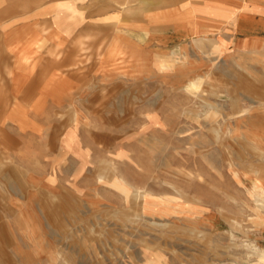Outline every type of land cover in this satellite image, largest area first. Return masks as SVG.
Returning <instances> with one entry per match:
<instances>
[{"label": "rangeland", "instance_id": "1", "mask_svg": "<svg viewBox=\"0 0 264 264\" xmlns=\"http://www.w3.org/2000/svg\"><path fill=\"white\" fill-rule=\"evenodd\" d=\"M180 1L30 0L23 84L0 25V264H264V56L152 43Z\"/></svg>", "mask_w": 264, "mask_h": 264}, {"label": "crops", "instance_id": "2", "mask_svg": "<svg viewBox=\"0 0 264 264\" xmlns=\"http://www.w3.org/2000/svg\"><path fill=\"white\" fill-rule=\"evenodd\" d=\"M29 3L30 0H0V25L15 26L21 35L17 40H9L6 47L12 49L7 55L12 59L7 67L8 72L19 75L22 84L32 64L28 44L30 34L28 38L25 30L31 25H43L40 18L46 17L41 7L22 12L21 8L27 7ZM169 4L150 15L152 21L158 18L168 22L162 25L167 27L166 30H152V43L164 47L202 39L211 49L204 56H264V0H183ZM80 13L74 3H65L59 15L60 19L69 21L77 19ZM13 34L15 36V32ZM8 37L2 41L5 42ZM183 52L187 54L185 49Z\"/></svg>", "mask_w": 264, "mask_h": 264}, {"label": "bare ground", "instance_id": "3", "mask_svg": "<svg viewBox=\"0 0 264 264\" xmlns=\"http://www.w3.org/2000/svg\"><path fill=\"white\" fill-rule=\"evenodd\" d=\"M193 86H196L195 84H193ZM243 118V117H242ZM241 122V121H240ZM241 126V125H240ZM248 127L251 128V124L250 125H247ZM253 127V126H252ZM248 136L252 137L253 140L257 143H259L260 145H263L264 146V142L261 138H259L257 135H252V134H249ZM263 155V153H262ZM263 157V156H262ZM258 171V169H256ZM236 176L240 179L243 180V177L241 176V174H239L238 172L235 173ZM118 188H120L126 196H129L130 194L133 195L134 199H138V198H141V197H146V198H149V195H147L145 192H142V191H133L132 192V189L130 187L127 186L126 183L124 182H119V184H116L114 183ZM116 187V188H117ZM248 192L250 193V195L256 200V203L258 204V206L260 208L264 207V185L262 184V181L260 178H252V183H250V187L247 188ZM158 202L160 204H169L170 206H179L177 203H175L174 201H168L166 199H159ZM178 208L176 209H172L173 212L175 213H183V211H178L177 210ZM206 213V212H205ZM200 214V213H199ZM199 214L197 213H193V214H189L188 217L190 219H198L199 218ZM32 223L29 221V226L31 225ZM260 256L262 257V261L264 260V251L261 250V253H260ZM264 263V262H262Z\"/></svg>", "mask_w": 264, "mask_h": 264}]
</instances>
